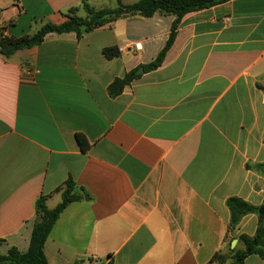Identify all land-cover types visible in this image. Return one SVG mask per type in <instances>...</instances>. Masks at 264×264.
I'll list each match as a JSON object with an SVG mask.
<instances>
[{
	"label": "crops",
	"instance_id": "0c3cea01",
	"mask_svg": "<svg viewBox=\"0 0 264 264\" xmlns=\"http://www.w3.org/2000/svg\"><path fill=\"white\" fill-rule=\"evenodd\" d=\"M85 3L118 6L0 0V27L33 35L71 9L85 16ZM174 21L126 17L81 39L50 34L11 59L0 54L2 254L28 252L38 199L55 209L70 178L83 199L52 229L48 264H232L239 236L256 234L253 214L229 232L226 202L264 201V175L247 166L264 163V0L187 15L162 66L111 97L116 79L157 59ZM109 47L120 56L107 59ZM217 253L226 259L213 262Z\"/></svg>",
	"mask_w": 264,
	"mask_h": 264
},
{
	"label": "trees",
	"instance_id": "16d2710c",
	"mask_svg": "<svg viewBox=\"0 0 264 264\" xmlns=\"http://www.w3.org/2000/svg\"><path fill=\"white\" fill-rule=\"evenodd\" d=\"M229 1L231 0H139L136 3L126 5L123 0H117L118 6L116 8L103 9H96L85 3L83 5L85 16L79 15V9H71L66 13L67 20L64 23H47L33 35H25L22 37L4 36L5 29L0 27V54L6 59H11L20 51L40 46L50 34L62 35L75 33L81 39L85 34L126 17L140 16L150 18L156 14L175 16L171 34L165 48L156 60L140 67L146 73L162 66L166 54L176 39L179 26L187 15L210 9ZM104 55L107 59H113L120 56V50L116 47H109L104 50ZM140 68L129 72L122 79H116L109 86L110 96L114 98L120 96L127 86L139 79L141 75L137 74V71ZM261 89L264 92V87H261ZM77 140L82 151L87 152L90 144L86 137L82 134H77ZM247 166L249 169H253L264 175V163L255 165L248 164ZM76 187L75 180L70 178L65 184V189L60 188L58 190L62 191V202L55 209H49L47 207L46 196L38 199L36 208L41 220L33 230L28 252L21 253L17 248H11L4 255L1 253V247L4 241L0 239V264H48L44 247L52 229L61 214L70 204L83 199L82 193L77 191ZM226 204L231 215L229 232L236 230L244 217L252 214L258 217L256 234L254 236L246 234L239 236L238 239L244 248L235 252L232 256V264H244L245 260L252 255H258L264 260V201L261 205H254L242 198L231 197L227 200ZM225 259L226 256L217 253L213 258V262H223Z\"/></svg>",
	"mask_w": 264,
	"mask_h": 264
},
{
	"label": "water",
	"instance_id": "95a60500",
	"mask_svg": "<svg viewBox=\"0 0 264 264\" xmlns=\"http://www.w3.org/2000/svg\"><path fill=\"white\" fill-rule=\"evenodd\" d=\"M144 72V69L143 68H140L138 71H137V74H142ZM234 242H236V240L234 241Z\"/></svg>",
	"mask_w": 264,
	"mask_h": 264
},
{
	"label": "built area",
	"instance_id": "2783aa9c",
	"mask_svg": "<svg viewBox=\"0 0 264 264\" xmlns=\"http://www.w3.org/2000/svg\"><path fill=\"white\" fill-rule=\"evenodd\" d=\"M4 36H7L6 33L4 32ZM137 48H140L139 45H136ZM108 264H112V260H108Z\"/></svg>",
	"mask_w": 264,
	"mask_h": 264
},
{
	"label": "rangeland",
	"instance_id": "374dc122",
	"mask_svg": "<svg viewBox=\"0 0 264 264\" xmlns=\"http://www.w3.org/2000/svg\"><path fill=\"white\" fill-rule=\"evenodd\" d=\"M125 1H127V2H133V1H137V0H125Z\"/></svg>",
	"mask_w": 264,
	"mask_h": 264
}]
</instances>
